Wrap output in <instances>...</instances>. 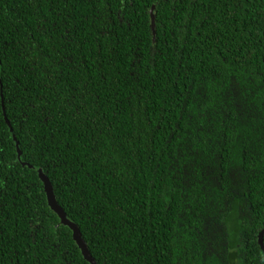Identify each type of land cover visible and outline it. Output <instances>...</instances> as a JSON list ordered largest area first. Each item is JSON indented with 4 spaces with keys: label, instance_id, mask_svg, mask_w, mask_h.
<instances>
[{
    "label": "trees",
    "instance_id": "1",
    "mask_svg": "<svg viewBox=\"0 0 264 264\" xmlns=\"http://www.w3.org/2000/svg\"><path fill=\"white\" fill-rule=\"evenodd\" d=\"M41 172L98 264H264V0H0V264H90Z\"/></svg>",
    "mask_w": 264,
    "mask_h": 264
},
{
    "label": "water",
    "instance_id": "2",
    "mask_svg": "<svg viewBox=\"0 0 264 264\" xmlns=\"http://www.w3.org/2000/svg\"><path fill=\"white\" fill-rule=\"evenodd\" d=\"M153 9H152L151 13H153ZM152 21H153L152 27L154 28L155 27L154 16H152ZM7 122L9 123L8 120H7ZM40 178H41V180L44 183L45 192L47 194L49 206L59 216L61 224L65 225V226H68L72 230L73 238L76 241V243L78 244L79 248L81 249L85 260L88 261L90 264H98L96 262V260L93 258V256L91 255V253H90L85 241L83 240V237H82V234L80 232V229L78 228L77 225L72 223L67 218L66 213L64 212V210L58 204V202L56 200V197L54 195V192H53L52 185H51L50 181L43 175L42 172L40 173ZM259 244H260L262 250L264 251V229L262 230V232L259 235Z\"/></svg>",
    "mask_w": 264,
    "mask_h": 264
}]
</instances>
